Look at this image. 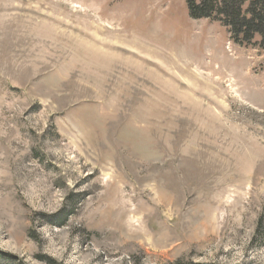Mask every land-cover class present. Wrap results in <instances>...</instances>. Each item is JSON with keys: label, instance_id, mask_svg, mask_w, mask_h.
Here are the masks:
<instances>
[{"label": "rangeland", "instance_id": "1", "mask_svg": "<svg viewBox=\"0 0 264 264\" xmlns=\"http://www.w3.org/2000/svg\"><path fill=\"white\" fill-rule=\"evenodd\" d=\"M186 3L0 0V264H264V49Z\"/></svg>", "mask_w": 264, "mask_h": 264}, {"label": "trees", "instance_id": "2", "mask_svg": "<svg viewBox=\"0 0 264 264\" xmlns=\"http://www.w3.org/2000/svg\"><path fill=\"white\" fill-rule=\"evenodd\" d=\"M186 4L190 19L219 23L233 44L264 49V0H187Z\"/></svg>", "mask_w": 264, "mask_h": 264}]
</instances>
